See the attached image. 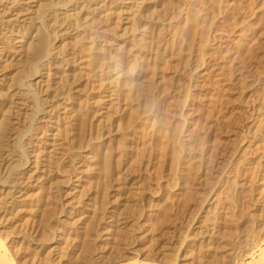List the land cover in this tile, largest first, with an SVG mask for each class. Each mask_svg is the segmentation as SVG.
I'll return each mask as SVG.
<instances>
[{"label":"bare ground","instance_id":"obj_1","mask_svg":"<svg viewBox=\"0 0 264 264\" xmlns=\"http://www.w3.org/2000/svg\"><path fill=\"white\" fill-rule=\"evenodd\" d=\"M0 264H264V0H0Z\"/></svg>","mask_w":264,"mask_h":264},{"label":"rangeland","instance_id":"obj_2","mask_svg":"<svg viewBox=\"0 0 264 264\" xmlns=\"http://www.w3.org/2000/svg\"><path fill=\"white\" fill-rule=\"evenodd\" d=\"M249 172H250L251 174H253V171L250 170Z\"/></svg>","mask_w":264,"mask_h":264}]
</instances>
